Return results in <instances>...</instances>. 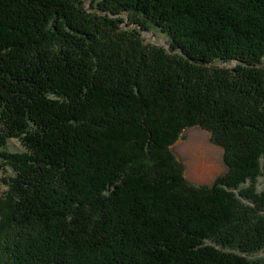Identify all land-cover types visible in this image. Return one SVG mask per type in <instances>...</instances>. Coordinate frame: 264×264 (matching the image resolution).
I'll return each instance as SVG.
<instances>
[{
    "label": "trees",
    "instance_id": "obj_1",
    "mask_svg": "<svg viewBox=\"0 0 264 264\" xmlns=\"http://www.w3.org/2000/svg\"><path fill=\"white\" fill-rule=\"evenodd\" d=\"M79 1L0 0V149L24 148L0 264H264V187L242 190L264 177V0ZM193 128L222 150L211 186L175 153Z\"/></svg>",
    "mask_w": 264,
    "mask_h": 264
},
{
    "label": "rangeland",
    "instance_id": "obj_2",
    "mask_svg": "<svg viewBox=\"0 0 264 264\" xmlns=\"http://www.w3.org/2000/svg\"><path fill=\"white\" fill-rule=\"evenodd\" d=\"M63 1L66 3V0ZM80 1L84 6L83 10L86 13V16L98 15L101 18L105 17V14L103 13H95L96 10L94 9L97 8V2L92 4L91 0ZM77 2L78 0H75V3L79 6ZM121 14V16L113 15L114 17L109 18L107 16L106 18H109V20H118L117 17H120V19H122L120 20L118 25V28L120 30L134 31L142 39L143 44L167 50L169 46V38L157 27V25H155L154 22H152L145 16L140 17L139 15H135V13ZM137 18H139L140 20H138ZM142 19H145L146 21L143 22ZM140 22H143L146 25ZM65 23L69 25L66 19ZM100 34H102L101 36H105L107 40H109L110 38L113 39V36L109 32L103 31L100 32ZM228 66H233V64L230 63ZM23 151L24 148L16 139L7 140L6 146L0 149V227H3L0 229V244L2 246L6 245L5 238L8 236V234L10 235V233H8V225H10L11 223H8V216L5 215L6 212L4 211L11 198L9 191L12 179L15 177L16 170L14 158L12 159L8 156L19 154ZM175 153L186 168L187 180L196 186H211L219 177L223 176L226 172V167L222 161L221 148L213 145L209 140L208 134L199 129L193 128L186 130L183 134V137L177 141ZM257 182V189H253L248 184H246L242 188V190H244L245 193L249 196L253 194H256V196L261 195V189L264 187V177L259 178ZM13 234L15 233L11 232V235Z\"/></svg>",
    "mask_w": 264,
    "mask_h": 264
},
{
    "label": "bare ground",
    "instance_id": "obj_3",
    "mask_svg": "<svg viewBox=\"0 0 264 264\" xmlns=\"http://www.w3.org/2000/svg\"><path fill=\"white\" fill-rule=\"evenodd\" d=\"M202 164V163H201Z\"/></svg>",
    "mask_w": 264,
    "mask_h": 264
}]
</instances>
